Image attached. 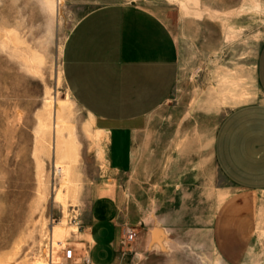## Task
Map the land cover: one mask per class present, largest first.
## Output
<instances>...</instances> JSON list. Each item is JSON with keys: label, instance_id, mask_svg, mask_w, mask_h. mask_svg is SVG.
<instances>
[{"label": "rangeland", "instance_id": "obj_1", "mask_svg": "<svg viewBox=\"0 0 264 264\" xmlns=\"http://www.w3.org/2000/svg\"><path fill=\"white\" fill-rule=\"evenodd\" d=\"M115 4L160 17L178 57L130 173L62 77L74 25ZM263 44L264 0H0V264H264V191L233 187L212 156L223 118L263 101Z\"/></svg>", "mask_w": 264, "mask_h": 264}, {"label": "crops", "instance_id": "obj_2", "mask_svg": "<svg viewBox=\"0 0 264 264\" xmlns=\"http://www.w3.org/2000/svg\"><path fill=\"white\" fill-rule=\"evenodd\" d=\"M62 77L74 103L106 132L112 171L130 173L134 147L147 118L176 83L177 47L156 14L136 5L102 7L83 16L70 31ZM255 79L263 101L239 107L223 118L212 149L224 179L247 192L264 191V44ZM98 212L97 217L113 215L110 205H102Z\"/></svg>", "mask_w": 264, "mask_h": 264}, {"label": "built area", "instance_id": "obj_3", "mask_svg": "<svg viewBox=\"0 0 264 264\" xmlns=\"http://www.w3.org/2000/svg\"><path fill=\"white\" fill-rule=\"evenodd\" d=\"M136 234L132 229H126L124 233V244L132 243L135 240ZM74 251L72 249H66L63 252V258L67 262L74 261ZM80 264H91V261L88 257L82 259Z\"/></svg>", "mask_w": 264, "mask_h": 264}, {"label": "bare ground", "instance_id": "obj_4", "mask_svg": "<svg viewBox=\"0 0 264 264\" xmlns=\"http://www.w3.org/2000/svg\"><path fill=\"white\" fill-rule=\"evenodd\" d=\"M66 99V98H65ZM67 149V148H66ZM69 157H70V159H71V161H73V157H74V153H73V151L71 150V152H69ZM65 181V180H64ZM62 192H61V190H58V192H57V195H56V197H55V201H56V203H63L62 202ZM64 208V207H63ZM58 231H60V230H58ZM74 233V232H73Z\"/></svg>", "mask_w": 264, "mask_h": 264}]
</instances>
